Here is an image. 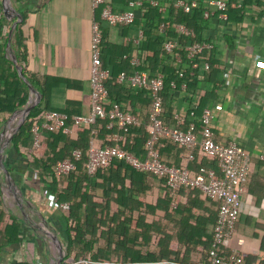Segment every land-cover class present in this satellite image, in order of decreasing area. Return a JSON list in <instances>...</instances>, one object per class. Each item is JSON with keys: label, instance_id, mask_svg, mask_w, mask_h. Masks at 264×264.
Instances as JSON below:
<instances>
[{"label": "crops", "instance_id": "obj_1", "mask_svg": "<svg viewBox=\"0 0 264 264\" xmlns=\"http://www.w3.org/2000/svg\"><path fill=\"white\" fill-rule=\"evenodd\" d=\"M108 3L115 12L125 10V0ZM6 6L11 9L7 11ZM101 9H93L92 0H0V66H4L2 57L14 63L10 52L16 55L15 32L22 28L25 46L22 67L42 82L48 79V101L42 108L65 113L71 119L88 115L92 105L93 21L100 22L105 36L102 45L105 68L113 70L112 60L119 52L118 46L131 43L136 46L139 39V28L109 26L101 19ZM244 10L241 24L209 30L208 35L218 40L216 51L226 71L220 88L203 84L200 93L213 91L214 101L209 107L215 111L212 128L216 141L238 143L251 160L231 249L241 254L244 264H264V0H248ZM227 38L233 40V49ZM28 93L24 107L13 113H0V211L6 214L7 224L16 222L19 226L18 242L3 249L0 264H72L74 255L67 254L69 223L46 190L45 182L30 167L34 144L18 153L13 140L10 143L22 123L23 110L38 99L30 89ZM39 95L41 103L43 96ZM4 97L0 94V98ZM184 98H175L176 115H185L189 109ZM135 112L141 115L144 124L148 109L135 104ZM42 124L43 120H39V125ZM68 129L66 134L76 139L78 134ZM40 133L44 135V129ZM115 136L125 141L120 134H115L112 140ZM98 143L102 146L104 140ZM162 149L161 158L166 164L185 163L178 148ZM144 187L147 204L165 200L162 179L146 175ZM96 194L101 198L103 191L97 189ZM189 195V191H182L177 203L162 202L161 206H142L132 211L114 204L109 213L114 220H108L106 228L99 231L95 253L100 252L112 264H204L205 245L214 230L218 206L203 197L190 200ZM190 201L196 206H189ZM123 228L127 229L125 236L120 234ZM169 253V261L161 258Z\"/></svg>", "mask_w": 264, "mask_h": 264}, {"label": "trees", "instance_id": "obj_2", "mask_svg": "<svg viewBox=\"0 0 264 264\" xmlns=\"http://www.w3.org/2000/svg\"><path fill=\"white\" fill-rule=\"evenodd\" d=\"M229 1V22L234 25L242 23L244 7L247 5L248 0H228ZM143 15H139L134 26L141 28L144 31L143 39L138 45L131 43L127 46H118L119 52L115 55L113 62L112 78L107 82L109 90V103L106 104V111L118 105L122 109L129 112H135V104H140L149 109L151 100L148 92L134 91L126 83H120L118 76L124 72L127 76L133 74L135 67L132 65L133 56H138L142 59L143 65L140 70L149 72V74L156 75L161 73L165 76V88L163 91V100L165 105L167 123L174 121L176 109L173 106L176 97L181 96L182 84L187 83L188 90L185 93L184 100L189 104L194 96L198 95V107L196 117L201 118L202 112L205 108L209 107L211 102L214 101L213 91H202L203 84H211L215 89L220 88L224 84L225 66L219 58L217 51L212 52L204 51L202 54L196 55L194 63L198 64V68L192 70L191 63L185 58V65L188 67L184 78H180L172 56L166 53L164 43L167 37L178 38L179 45L185 47L191 40L183 37H178L172 31V25L177 23H184L196 31V40H201L204 37L208 24L203 20L200 10H195L193 13L187 15L178 12L172 6L169 8L167 16L159 13L158 9L145 4ZM166 23L167 33L161 34L159 32L160 23ZM105 37V36H104ZM193 41V40H192ZM230 48L233 49L234 44L231 38H227ZM16 57L18 64L22 67L24 60L25 46L22 28H17L15 32ZM21 51V53H20ZM183 54V51H177ZM112 54V53H111ZM112 56H114L112 54ZM4 66H0V94L4 98H0V113L9 112L13 113L19 108L26 105L28 101V84L19 76L15 64L4 57ZM23 59V60H22ZM204 63H209V72H203L202 66ZM106 67V65L103 64ZM23 68V75L29 83L39 91L43 96V100L31 111L26 118L21 129L14 136L13 145L18 153L22 149L28 150L33 147L35 141L34 127L39 125V120H43V114L48 111L42 108V104L48 101V79L44 82L39 80L36 76H31L25 67ZM172 83L176 84V88L172 87ZM3 86V87H2ZM189 115V109L186 116ZM111 121L107 117L98 120L94 125L80 124L77 125L72 120L66 124L67 128L73 129L78 134L76 139L71 138L63 130L47 131L44 129L45 134L40 133V145L38 148L33 149L31 156L34 161L30 167L40 176L41 180L46 184V190L55 200L57 206L61 207V211L69 223L67 236L69 238L67 246L68 257L74 255V261L90 260L98 264H111L110 261L104 260L95 253V245L97 235L100 230L106 228L108 220H114L109 216L111 213V206L114 204L129 208V211L142 206H161L162 202L169 205L171 202L177 203V196L182 191L190 192L191 199L202 198L209 200L216 204L219 209L218 202L210 200L204 193L196 188L189 190L181 189L178 191H171L164 181L166 188L165 200H158L156 205L146 203L145 195L147 189L144 187V179L146 175L151 174L143 173L131 168L124 161L114 160L108 169L100 170L96 175L91 176L86 171V164L88 161L87 151L89 145L93 140H104L102 147L113 146L115 142L112 137L115 134H120L125 138L121 142L123 148L138 157H143L146 154L145 145L149 139V133L146 125L148 123V115L146 116L145 123L140 127H131L127 130H119L117 127L109 128ZM188 123H184L183 129L187 127ZM200 128L201 123L197 122ZM164 147L178 148L184 164L170 165L180 168L189 169L195 173H201L202 170H213L217 178L222 177L219 168V161L216 157L205 155L200 148L188 150L177 143H174L168 138H161L157 144V151L160 156L163 155ZM81 150L83 152L82 158L76 162L77 169L68 176L57 178L54 174V167L58 161L65 159H72L73 152ZM192 155L193 159L189 156ZM154 177V176H153ZM47 178V179H46ZM127 181L130 184L127 185ZM101 189L103 196L100 198L96 194V190ZM1 197V192H0ZM194 201V200H193ZM189 206H196L194 202L190 201ZM1 206V200H0ZM133 206V209H131ZM201 206H204L201 203ZM218 220V213L216 214L215 225ZM107 231L110 234L111 228L108 226ZM121 235H126L127 229H121ZM209 242L205 245L206 260L208 262L210 250L213 244L214 234L209 235ZM19 239V226L16 222L9 225L6 223V214L0 211V253L3 249L13 246ZM110 245V244H109ZM109 248V247H108ZM176 253V252H174ZM173 254V253H171ZM169 255H162L161 258L169 259ZM178 256V252H177ZM244 260V259H243ZM169 261V260H168Z\"/></svg>", "mask_w": 264, "mask_h": 264}, {"label": "built area", "instance_id": "obj_3", "mask_svg": "<svg viewBox=\"0 0 264 264\" xmlns=\"http://www.w3.org/2000/svg\"><path fill=\"white\" fill-rule=\"evenodd\" d=\"M145 4L158 9L159 13L167 16L170 6L178 12L191 14L195 10H200L203 20L208 24L204 37L196 40V31L184 23L172 25V31L180 38L191 40L185 47L179 45L178 38L167 37L164 49L172 56L173 62L180 78H184L188 67L185 65V58L191 63V69H197L198 64L194 63L196 55L204 51L212 52L217 49L218 40L214 36H209L211 27L231 28L233 23L229 22V1L228 0H125V10L115 12L108 0H92L93 9H101V19L109 26H132L138 16L143 15ZM1 17V15H0ZM167 31L166 23L161 22L159 32L164 34ZM167 33V32H166ZM144 31L139 29V39H143ZM193 40V41H192ZM104 34L100 22L93 21L92 35L90 43V83H91V110L86 116H77L72 119L65 113L58 111H46L43 114V124L35 125L34 146L40 145L41 128L47 131L63 130L69 132L66 124L69 120L75 124L94 125L98 120L108 116L111 123L110 129L117 127L119 130H127L131 127L143 125L140 114H135L122 109L120 106H113L109 112L106 111V104L109 103V90L107 82L112 78V71L103 66L102 45ZM183 51V54L177 51ZM132 65L135 70L132 75L127 76L124 72L118 76L120 83H126L134 91H146L149 94L151 104L148 109V123L146 125L149 139L145 145L146 154L138 157L125 150L121 145L122 137L115 136V145L102 147L96 140H93L87 151L88 161L86 171L94 176L100 170L108 169L114 160L124 161L131 168L151 174L158 179H164L171 191L181 189L189 190L196 188L204 193L210 200L218 202V220L214 227L213 244L210 250L208 262L204 264H244L241 254L231 249V241L235 235L236 225L241 213V195L245 186L249 182L251 160L243 148L236 142L222 144L216 141L212 124L215 118V111L212 107L203 110L201 118L196 117L198 107V95L194 96L189 106V115H175L174 123H167L166 110L163 100L165 88V76L161 73L150 75L149 72L140 70L143 65L142 59L133 56ZM209 63L202 66L203 72H209ZM176 88V84L172 83ZM188 87L187 83L182 84L181 96L185 97ZM200 93V92H199ZM188 123L183 129L184 123ZM201 123V127L197 126ZM168 138L188 150L200 148L208 156L216 157L219 161V168L222 173L221 178L216 177L213 170H202L195 173L189 169L166 164L157 151L159 139ZM83 156L81 150L73 152L72 159L58 161L54 167V174L57 178L68 176L77 169L76 162ZM193 159V156H189ZM55 205H57L55 203ZM61 208V207H60ZM72 264H98L90 260H80ZM112 264V263H111Z\"/></svg>", "mask_w": 264, "mask_h": 264}, {"label": "water", "instance_id": "obj_4", "mask_svg": "<svg viewBox=\"0 0 264 264\" xmlns=\"http://www.w3.org/2000/svg\"><path fill=\"white\" fill-rule=\"evenodd\" d=\"M6 9H7V11H9V9H11V8H9V6H6ZM17 15V17H19L20 19L22 18V16H21V14H16ZM18 21L17 22H15L14 23V27H16L17 25H18ZM13 56V61H14V63L16 64V68H17V70H18V73H19V76L28 84V86H29V89H30V91L31 92H33V93H35V94H37L38 95V99H37V101L36 102H32V104L31 105H29V106H27L24 110H23V119H22V123L20 124V126L18 127V129L15 131V133H14V135L20 130V128H21V126H22V124L25 122V120H26V118L29 116V114H30V112L32 111V109L40 102V95H39V92L37 91V89H35L30 83H29V81L24 77V75H23V68L18 64V60H17V58H16V56L15 55H12ZM13 135V136H14ZM13 136L11 137V139H10V143L12 142V140H13ZM62 261H63V259H61L59 262L60 263H62Z\"/></svg>", "mask_w": 264, "mask_h": 264}, {"label": "rangeland", "instance_id": "obj_5", "mask_svg": "<svg viewBox=\"0 0 264 264\" xmlns=\"http://www.w3.org/2000/svg\"><path fill=\"white\" fill-rule=\"evenodd\" d=\"M10 55L12 56L13 54H12V51L10 52Z\"/></svg>", "mask_w": 264, "mask_h": 264}]
</instances>
